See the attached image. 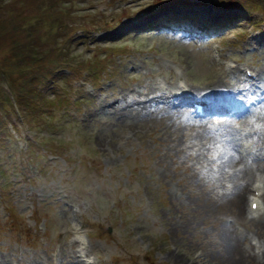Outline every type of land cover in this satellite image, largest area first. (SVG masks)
I'll return each instance as SVG.
<instances>
[{
	"label": "rangeland",
	"instance_id": "rangeland-1",
	"mask_svg": "<svg viewBox=\"0 0 264 264\" xmlns=\"http://www.w3.org/2000/svg\"><path fill=\"white\" fill-rule=\"evenodd\" d=\"M6 1L9 7L0 9L8 10L4 22H11L10 14L12 26L28 34L18 40L33 38L49 50L61 44L55 53L87 63L88 73L76 76L77 69L59 79L69 99L64 106L38 111L28 126L11 124L7 149H17L7 154L0 148V255L10 264H52L53 258L67 264L77 244L70 229L77 222L93 264H208L211 256L228 264L225 257L237 247L232 231L246 252L262 258L264 207L250 218L235 213L234 204L243 185L247 208V182L258 169H242L241 160L226 152L230 134L206 128L210 117L188 113L182 103H162L156 89L159 80L176 87L184 82L205 97L198 86L212 79L228 82L230 73L239 74L236 67L243 68L239 63L264 74V42L252 37L258 31L264 38V22L260 30L249 22L261 13L256 0H249L250 18L238 20L230 6L226 17L237 20L234 26L219 35L194 31L197 42L187 30L167 27L177 16L144 29L153 16L148 13L167 12L171 5L165 4L175 3L170 11L215 22L224 16L219 5L235 0H190L182 7L180 0ZM80 24L85 38L74 31ZM0 29L4 58L12 36ZM225 59L236 61L230 73ZM258 110L248 123L253 141L264 145V104Z\"/></svg>",
	"mask_w": 264,
	"mask_h": 264
},
{
	"label": "trees",
	"instance_id": "trees-1",
	"mask_svg": "<svg viewBox=\"0 0 264 264\" xmlns=\"http://www.w3.org/2000/svg\"><path fill=\"white\" fill-rule=\"evenodd\" d=\"M7 12L8 10L6 12L0 11V15ZM9 19L11 22L6 23L4 22L3 16V20L0 21V27H4L5 33L8 35L10 34L13 38H11L10 44L7 45V47H10L9 52L3 56L4 58H0V81L6 80L8 87L12 89L13 92L16 91V96L20 99L18 103L20 104L24 116L34 120L38 111H32L34 106L32 104L38 101V99H42V96L38 94L37 90V81L39 77L41 74H48L56 65L69 60V57L64 55L60 56L59 53H55L57 47L59 49L62 48L61 44H57L49 50L47 48H39L36 40H33V38L23 41L18 40L23 38V34L26 35V37L28 34L24 33V28L20 27V25L12 26L13 18L10 14ZM14 27H16L17 30H14ZM36 32L40 34L38 30H36ZM17 37L19 38L17 39ZM69 38L67 36L66 40H69ZM52 39H54V37H52ZM9 88L7 91L0 82V105L2 106L9 104L11 101ZM25 98L31 99L28 101L25 100ZM31 101H33L32 104H30ZM3 125L4 121L0 115V129H3Z\"/></svg>",
	"mask_w": 264,
	"mask_h": 264
},
{
	"label": "bare ground",
	"instance_id": "bare-ground-1",
	"mask_svg": "<svg viewBox=\"0 0 264 264\" xmlns=\"http://www.w3.org/2000/svg\"><path fill=\"white\" fill-rule=\"evenodd\" d=\"M264 60V59H263ZM264 62V61H263ZM264 64V63H263ZM136 66V64H135ZM261 66V65H260ZM238 68V67H236ZM259 68V67H258ZM257 68V72H259L260 70ZM263 68V67H262ZM136 70V69H135ZM262 70V69H261ZM264 70V69H263ZM231 69L230 67H228V72H230ZM234 72V71H233ZM235 73V72H234ZM255 73H256V70H255ZM260 73V72H259ZM238 74V73H237ZM259 76L261 78L264 79V76L260 75ZM230 77H231V74H230ZM229 77V78H230ZM249 78L248 77H245V76H242L240 71H239V74L237 75V80L235 81H232V80H228V82L223 79H212L211 81H206L205 83L202 84V86H198V88L202 91H204L205 93H209V94H218V93H225L226 95H228L229 97L231 98H241L242 95L244 93H246L248 90L251 89V85L249 83ZM169 82V81H168ZM175 82V81H174ZM173 83V82H172ZM151 84H154V83H151ZM156 85V83H155ZM177 85V84H176ZM198 89V90H199ZM151 94V93H150ZM175 99V98H174ZM219 99V98H218ZM147 100V99H146ZM149 101V100H148ZM153 102V101H152ZM156 102V101H155ZM179 106V105H178ZM181 108V107H180ZM180 111V110H179ZM181 114H182V111H181ZM187 117V116H186ZM189 117V116H188ZM185 118V117H184ZM193 118V116L191 117ZM188 119V118H187ZM221 127L227 132L230 134V131L228 128H230V119L226 118L225 121L221 122ZM208 126H206L207 128ZM222 130V129H221ZM218 132V131H217ZM220 132V131H219ZM213 133V132H212ZM224 133V132H223ZM221 134V133H219ZM218 134V135H219ZM213 135V134H212ZM231 135V134H230ZM217 136V135H216ZM226 136V135H225ZM229 136V135H228ZM226 139V138H225ZM225 143V142H223ZM244 143V142H243ZM229 144V143H228ZM226 145V144H225ZM229 146V145H228ZM248 149H251V147L249 145H247ZM227 148V146H226ZM227 152V151H226ZM264 153V151H262ZM231 156V155H230ZM233 156V155H232ZM237 158V157H236ZM235 158V159H236ZM257 159V158H256ZM260 161V160H259ZM238 162V161H237ZM249 164L246 163L245 161H242V164H241V167L242 169H246V167L248 166ZM255 166L258 167L259 169H261L262 171H264V159L259 163L258 161H255ZM246 171V170H245ZM257 186H254V188H256ZM236 197H235V200H234V204H235V213H238L240 216H243L246 215L247 213V208H245L244 206V197H245V189H244V186L242 185L240 187V189L236 190ZM255 198L253 199H250L251 202L255 201L254 200ZM256 202V201H255ZM257 205L259 206L260 203L256 202ZM252 217V216H251ZM257 225H259V222L256 221ZM263 224V223H261ZM232 237L233 239L235 240L236 242V246L237 247H234L233 249H231V251H229V256L225 257V258H228V264H243L245 263L244 262V259L246 260H249L250 261V264H255V263H259V264H262L264 262V247L261 249V253L260 255L262 256V258L260 257H257L256 253L255 252H251V251H248L246 252V248H245V245H244V242L243 240H241L238 235H236L233 231H232ZM80 235H77V238L79 237ZM80 240L83 241V238L80 236ZM196 246V245H195ZM199 247V246H198ZM82 248V247H80ZM71 256L70 257H66V260L67 261V264H78V261L80 259H77V248H74L72 246L71 248ZM60 250V249H59ZM200 252V251H199ZM198 253V252H197ZM79 256L81 257L82 255V251L78 252ZM256 254V255H255ZM238 255H239V258H238ZM205 256V254H204ZM194 257V256H193ZM201 259V258H200ZM210 261L208 262V264H217L216 262H213V256H211V258H209ZM198 260V259H197ZM204 260V259H203ZM64 261V259L62 260ZM83 261L85 262V264H89L87 261H89L88 258L86 259H83ZM66 263V262H65ZM0 264H10L9 262H7L5 259H4V256L3 255H0ZM63 264V263H62Z\"/></svg>",
	"mask_w": 264,
	"mask_h": 264
}]
</instances>
